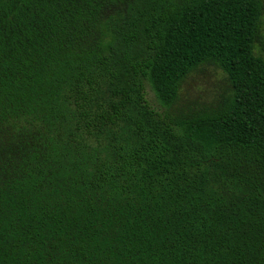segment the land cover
Wrapping results in <instances>:
<instances>
[{"label":"trees","instance_id":"obj_1","mask_svg":"<svg viewBox=\"0 0 264 264\" xmlns=\"http://www.w3.org/2000/svg\"><path fill=\"white\" fill-rule=\"evenodd\" d=\"M263 9L0 0V264H264Z\"/></svg>","mask_w":264,"mask_h":264},{"label":"rangeland","instance_id":"obj_2","mask_svg":"<svg viewBox=\"0 0 264 264\" xmlns=\"http://www.w3.org/2000/svg\"><path fill=\"white\" fill-rule=\"evenodd\" d=\"M264 7V0H261ZM256 51L264 57V9L262 15L261 38L256 44ZM227 75L214 65H204L192 72L182 83L178 105L186 107L203 106L216 103L230 92ZM151 99L154 98L150 92Z\"/></svg>","mask_w":264,"mask_h":264}]
</instances>
